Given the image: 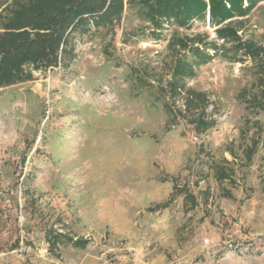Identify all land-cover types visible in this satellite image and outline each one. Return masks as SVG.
I'll use <instances>...</instances> for the list:
<instances>
[{
	"label": "rangeland",
	"instance_id": "obj_1",
	"mask_svg": "<svg viewBox=\"0 0 264 264\" xmlns=\"http://www.w3.org/2000/svg\"><path fill=\"white\" fill-rule=\"evenodd\" d=\"M140 3L126 0L113 31L74 34L67 68L0 87V264H264V145L250 163L242 153L251 136L264 137V113L245 102L259 94L251 60L216 56L186 79L214 120L198 131L197 111L163 96L167 43L174 34L215 39V27L206 16L155 30L137 17ZM233 23L242 40L264 43V1ZM223 158L234 183L213 176L211 161ZM173 181L199 206L185 211L181 195L148 211L171 197ZM50 226L86 247L50 255Z\"/></svg>",
	"mask_w": 264,
	"mask_h": 264
},
{
	"label": "trees",
	"instance_id": "obj_2",
	"mask_svg": "<svg viewBox=\"0 0 264 264\" xmlns=\"http://www.w3.org/2000/svg\"><path fill=\"white\" fill-rule=\"evenodd\" d=\"M264 0H140L137 17L155 30H161L166 23L180 28H188L194 20H205L215 27V39L208 35H172L167 43L171 62L169 78L164 83L163 96L175 100L180 97L184 110L197 111L195 123L198 131H204L214 124V120L205 118L208 99L202 91L186 86V79L195 76L196 68L209 62L216 56L229 61L251 60V68L257 75L259 94L245 102L256 113H264V43L253 39L242 40L240 30L233 22L247 16L254 7ZM126 0H0V87H6L33 79L34 71H45L57 66L67 68L75 59L74 34L84 35L92 28H105L113 31L120 21ZM238 22V21H236ZM222 40V43L218 41ZM226 44H230L229 47ZM241 57H238V54ZM142 82L144 79L139 77ZM145 84H150L143 81ZM162 80H159V84ZM163 88V87H161ZM167 108V104H164ZM173 117L178 113L173 111ZM179 113L182 110L178 109ZM253 128L260 127L258 119L253 120ZM261 128V127H260ZM264 137L251 136L250 142L242 148L245 160L250 163ZM231 156H236L228 148ZM231 161H211L210 168L219 183L227 180L234 183V169ZM206 195V191H200ZM224 196L232 197L229 191ZM183 196L185 211L199 206L200 197L185 185L178 186L173 181L171 197L156 203L147 210L154 212L166 208L176 196ZM206 202V198L202 199ZM43 238L47 251L57 257L60 246L78 249L86 247L87 239L61 232L53 226L43 229ZM18 240L14 247L18 246Z\"/></svg>",
	"mask_w": 264,
	"mask_h": 264
},
{
	"label": "built area",
	"instance_id": "obj_3",
	"mask_svg": "<svg viewBox=\"0 0 264 264\" xmlns=\"http://www.w3.org/2000/svg\"><path fill=\"white\" fill-rule=\"evenodd\" d=\"M196 140V137H193Z\"/></svg>",
	"mask_w": 264,
	"mask_h": 264
},
{
	"label": "water",
	"instance_id": "obj_4",
	"mask_svg": "<svg viewBox=\"0 0 264 264\" xmlns=\"http://www.w3.org/2000/svg\"><path fill=\"white\" fill-rule=\"evenodd\" d=\"M209 18V17H208Z\"/></svg>",
	"mask_w": 264,
	"mask_h": 264
}]
</instances>
